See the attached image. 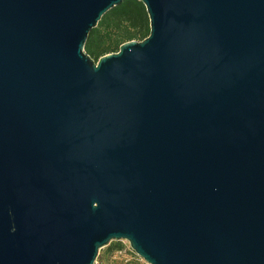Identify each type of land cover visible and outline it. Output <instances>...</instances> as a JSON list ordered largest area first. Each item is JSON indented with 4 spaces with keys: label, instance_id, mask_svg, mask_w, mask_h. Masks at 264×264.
<instances>
[{
    "label": "water",
    "instance_id": "water-1",
    "mask_svg": "<svg viewBox=\"0 0 264 264\" xmlns=\"http://www.w3.org/2000/svg\"><path fill=\"white\" fill-rule=\"evenodd\" d=\"M0 0V264H264V0Z\"/></svg>",
    "mask_w": 264,
    "mask_h": 264
},
{
    "label": "trees",
    "instance_id": "trees-1",
    "mask_svg": "<svg viewBox=\"0 0 264 264\" xmlns=\"http://www.w3.org/2000/svg\"><path fill=\"white\" fill-rule=\"evenodd\" d=\"M150 34L146 6L139 0H124L109 10L90 32L86 52L98 61L102 56L119 51L127 41H141Z\"/></svg>",
    "mask_w": 264,
    "mask_h": 264
},
{
    "label": "rangeland",
    "instance_id": "rangeland-1",
    "mask_svg": "<svg viewBox=\"0 0 264 264\" xmlns=\"http://www.w3.org/2000/svg\"><path fill=\"white\" fill-rule=\"evenodd\" d=\"M95 264H147L127 240H113L102 248Z\"/></svg>",
    "mask_w": 264,
    "mask_h": 264
}]
</instances>
